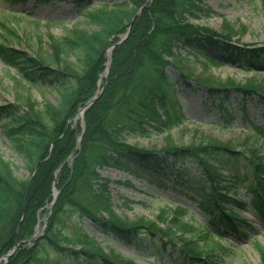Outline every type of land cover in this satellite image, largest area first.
<instances>
[{"label":"trees","instance_id":"1","mask_svg":"<svg viewBox=\"0 0 264 264\" xmlns=\"http://www.w3.org/2000/svg\"><path fill=\"white\" fill-rule=\"evenodd\" d=\"M7 1L13 5L25 0ZM75 1L80 8L91 2ZM146 1L132 0L110 8L104 4L92 12L97 14L89 23L96 29H76L63 38L51 36L56 57L43 51L34 57L16 49L13 43L21 36L2 23L6 34L0 41V60L17 72L20 81L40 84L58 94L56 104L42 97L37 107H27L30 97L23 99L24 108L23 97L17 93L16 104L0 107V119L8 120L3 124L4 131L30 173L27 178L18 177L12 165L0 156V259L20 243L5 264H133L105 255L100 243L87 233L68 237L64 228L73 215L90 220L106 238L133 247L150 260L160 261L168 252L172 260L204 264L215 254L228 255L229 251L215 240L221 238L220 229L235 230L246 220L227 208L231 200L218 192L203 159L227 173L226 192L238 195L241 186L251 195V203L239 202L240 206L263 213L264 155L220 145L152 151L127 143V134L149 138L153 132L171 130L186 122L176 92L190 77L182 73L174 79L167 71L176 59V48L193 52L207 68L239 64L246 71L264 72V46L240 45L227 33L191 24L189 19L213 13L202 0H153L133 21ZM132 21L128 39L112 54L111 74L104 91L85 111L78 144L79 130L72 118L95 96L107 50L116 36L126 33ZM209 90L210 100L203 102L204 106L218 110L225 124L231 125L230 88ZM233 90L237 98L254 99L264 119L263 92L248 86H234ZM250 125L252 135L264 147V126ZM188 162L199 167L202 176L193 177ZM105 167L128 173L158 189L168 188L171 175L177 182L192 181L191 188L200 198L198 206L211 221L205 225L186 224L183 218L193 214L170 203L174 207L161 210L157 216L158 225L166 226V232L156 229L153 222L125 224L114 213L109 181L100 179L98 172ZM54 184L59 194L52 205ZM50 204L45 230L34 239L39 214ZM258 251L264 264V245L258 246Z\"/></svg>","mask_w":264,"mask_h":264},{"label":"rangeland","instance_id":"2","mask_svg":"<svg viewBox=\"0 0 264 264\" xmlns=\"http://www.w3.org/2000/svg\"><path fill=\"white\" fill-rule=\"evenodd\" d=\"M127 1L132 0H91L80 8L75 0H51L48 3H42L40 0H25L13 5L7 0H0V41L6 34L2 26V23H5L9 27L15 28L21 36V40L13 43L16 49L34 57L40 55L42 51L46 55L56 57L54 49L50 45L51 36L63 38L76 29L94 30L96 28L89 22L97 12H92L102 9L104 4H108L110 8L114 4ZM152 2L153 0H147L139 14L141 15L145 9H148ZM202 3L213 13L209 16L201 15L199 19H189L191 24L227 33L233 37L234 42L240 45L264 46V0H202ZM86 9L88 10L86 11ZM128 33L129 29L126 33L116 36L107 50L97 91L105 87L111 74L112 54L116 47L128 39ZM175 54L176 59L172 61L173 66L167 69L169 75L174 79L182 73L190 77L178 86V92H176L178 93V103L186 115V122L171 130L153 132L149 138L127 134V143L152 151H161L170 147L220 145L233 151L245 150L253 152L256 156L264 155V147L252 135L250 125L252 123L264 126L261 111L254 99L237 98L238 93L233 90L234 86H248L264 93V72L246 71L239 64L232 66L223 64L217 68H207L200 64L193 52L186 54L176 48ZM196 79L205 85L198 83ZM210 87L230 88L227 96L228 106L234 117L231 125L225 124V119L220 112L210 106L211 101H208L211 108L204 106L203 102L210 100ZM17 93L23 97L21 102L24 108L26 101L23 99L28 97L30 98H28L27 107H37L41 103L42 97L55 104L58 100V94L55 91L47 90L40 84L33 86L20 81L17 72L0 60V107L16 104ZM78 112L72 118V123L79 130V144L81 130L84 127V117ZM7 121L6 117L0 119V156L12 165L18 177L27 178L30 173L16 153L14 143L4 131L3 124ZM203 161L218 192L231 200L228 201L227 208L238 212L246 220L245 223H239L235 230L220 229L219 232L222 236L215 240L223 245L229 254H215L211 261L204 264H263L258 246L264 245V216L259 215L251 207L244 210L239 202L250 201L251 195L246 193L241 186H238L240 191L238 195H234L232 191L226 192L224 185L228 184L227 173L216 169L215 165L207 159H203ZM186 166L192 167V176H202V170L192 162L186 163ZM98 173L100 179L109 181L108 191L113 201L114 213L127 225L134 226L153 222L156 229H162L164 232L167 230L166 226L158 225L157 216L161 210L172 209L174 206L170 203L183 206L193 214L192 219L189 216L183 218L186 224L205 225L211 221L210 215L198 206L200 198H198V192L191 188V184L194 183H190L192 182L190 180L187 183L182 180L177 182L176 176L171 175L170 180L167 181L168 188L158 189L114 168L105 167ZM172 180L175 182L173 183ZM54 190L58 192L55 184ZM50 209L51 204L47 205L39 214L34 239L43 234ZM82 232L93 237L100 243L102 252L114 259L119 258L124 262L132 261L133 264H185L181 258L170 259L168 252L164 254V261L141 257L133 247L106 238L90 220L79 218L76 215L71 216L64 228V233L68 237H72L74 234ZM18 244L20 245V243ZM27 245L30 246L31 242H28ZM177 248H180V245ZM54 257L51 255L52 259Z\"/></svg>","mask_w":264,"mask_h":264},{"label":"water","instance_id":"3","mask_svg":"<svg viewBox=\"0 0 264 264\" xmlns=\"http://www.w3.org/2000/svg\"><path fill=\"white\" fill-rule=\"evenodd\" d=\"M143 10V9H142ZM141 10V11H142ZM140 11V12H141ZM139 14V13H138ZM138 14L134 17V19L138 16ZM133 19V20H134ZM132 24L133 23H131V25H130V27H129V33L127 34V37L129 36V34H130V31H131V28H132ZM102 94V91H100L87 105H86V107H84L83 109H81L80 110V113L83 115L84 114V112H85V110H86V108L87 107H89V106H91L98 98H99V96ZM57 196V195H56ZM18 247V245L17 246H15L14 247V249L9 253V254H7L6 255V259L7 258H9L10 256H12L13 255V253L15 252V250H16V248Z\"/></svg>","mask_w":264,"mask_h":264}]
</instances>
